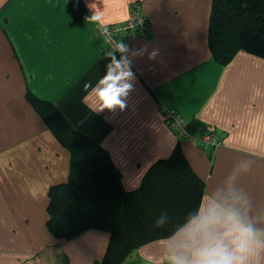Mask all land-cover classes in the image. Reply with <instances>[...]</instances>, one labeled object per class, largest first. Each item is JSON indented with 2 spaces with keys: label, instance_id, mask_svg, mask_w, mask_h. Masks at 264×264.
<instances>
[{
  "label": "crops",
  "instance_id": "0c3cea01",
  "mask_svg": "<svg viewBox=\"0 0 264 264\" xmlns=\"http://www.w3.org/2000/svg\"><path fill=\"white\" fill-rule=\"evenodd\" d=\"M212 2L0 0V264H100L110 241L101 229L60 243L50 232L49 190L68 180L70 154L28 100L30 91L109 150L126 189L179 145L205 183L200 209L214 196L234 203V188L250 202L237 207L264 229V58L244 50L226 65L214 58ZM134 5L147 23L122 41L143 53L130 57L133 89L123 110H100L85 88L110 62L97 25L125 23ZM95 12L101 21L90 23ZM169 110L187 120V137L168 125ZM206 132L222 143L200 146ZM184 226L140 246L125 264H170Z\"/></svg>",
  "mask_w": 264,
  "mask_h": 264
},
{
  "label": "trees",
  "instance_id": "16d2710c",
  "mask_svg": "<svg viewBox=\"0 0 264 264\" xmlns=\"http://www.w3.org/2000/svg\"><path fill=\"white\" fill-rule=\"evenodd\" d=\"M209 45L222 65L241 50L264 58V0H213ZM27 97L70 154L68 180L49 190L47 225L57 243L90 229L106 230L110 241L100 264H125L137 248L172 236L196 216L205 183L179 145L149 168L137 188L128 190L99 140L77 128L50 100L31 91ZM162 213L166 220L157 226Z\"/></svg>",
  "mask_w": 264,
  "mask_h": 264
},
{
  "label": "clouds",
  "instance_id": "9594fccd",
  "mask_svg": "<svg viewBox=\"0 0 264 264\" xmlns=\"http://www.w3.org/2000/svg\"><path fill=\"white\" fill-rule=\"evenodd\" d=\"M87 19L90 23L101 21L97 12ZM101 28L103 33L109 32L106 24H101ZM142 54L131 51L122 41L114 42L106 52L110 60L106 73L95 85L91 82L85 84V88L91 89L94 94L100 110H123L126 107L135 79L130 57ZM241 170L250 171V162L245 163ZM229 179L234 181L236 174ZM230 193L234 203L214 196L198 210L196 216L190 217L180 237L169 249L170 264H260L261 254L264 253V229L255 227L237 207L250 203L246 194L237 195L234 188ZM165 220L166 214L162 213L156 219V225L162 226Z\"/></svg>",
  "mask_w": 264,
  "mask_h": 264
},
{
  "label": "built area",
  "instance_id": "2783aa9c",
  "mask_svg": "<svg viewBox=\"0 0 264 264\" xmlns=\"http://www.w3.org/2000/svg\"><path fill=\"white\" fill-rule=\"evenodd\" d=\"M147 19L141 12L138 5L132 6V13L130 18L123 24H106L109 32L103 33L101 24L97 25V32L102 37L106 48L109 50L116 41H123L124 39L134 37L138 30H146ZM166 121L168 125L180 136L187 137V120L177 111L169 110L166 114ZM201 146H217L222 143V140L213 132H206L200 138Z\"/></svg>",
  "mask_w": 264,
  "mask_h": 264
}]
</instances>
